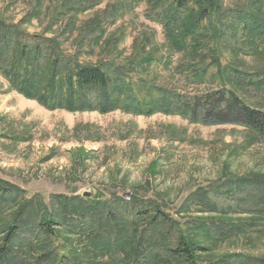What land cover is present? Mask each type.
Returning a JSON list of instances; mask_svg holds the SVG:
<instances>
[{"label": "rangeland", "instance_id": "rangeland-1", "mask_svg": "<svg viewBox=\"0 0 264 264\" xmlns=\"http://www.w3.org/2000/svg\"><path fill=\"white\" fill-rule=\"evenodd\" d=\"M171 1L0 0V17L21 22L31 33L57 36L83 62H114L141 94V82L190 94L226 87L264 109V89L240 85L231 68L264 72V40L250 38L243 23L232 19L221 25L214 14L177 46L161 22ZM245 2L222 0V8ZM195 10L194 3L186 8V24ZM249 173L264 175V138L241 125H205L162 112L50 110L9 88L0 74V179L28 197L40 194L46 202L56 193L135 197L177 217L176 208L196 188ZM59 233L60 241L80 248L81 259H93L86 238ZM231 252L264 256V231L213 242L202 258Z\"/></svg>", "mask_w": 264, "mask_h": 264}, {"label": "trees", "instance_id": "trees-1", "mask_svg": "<svg viewBox=\"0 0 264 264\" xmlns=\"http://www.w3.org/2000/svg\"><path fill=\"white\" fill-rule=\"evenodd\" d=\"M192 3L196 10L186 24L184 13ZM263 6L264 0H246L226 11L222 0H172L161 22L177 46L214 14L221 25L231 19L243 23L247 35L259 41L264 40ZM231 68L240 85L264 89V72ZM0 74L9 88L50 110L178 114L205 125H241L264 138V109L232 88L190 94L141 82V94L114 62H83L57 36L31 33L21 22L1 17ZM12 210V217L0 221V264H264V256L245 252L202 258L213 242L264 231L263 174L228 175L200 186L176 208L177 217L155 202L118 195L105 200L56 193L46 202L0 179V215ZM60 229L86 238L93 259H81L80 248L60 241Z\"/></svg>", "mask_w": 264, "mask_h": 264}]
</instances>
